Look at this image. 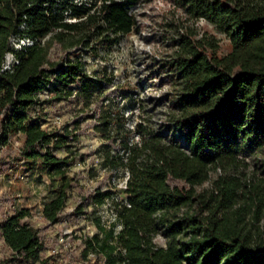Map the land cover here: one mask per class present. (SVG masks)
Wrapping results in <instances>:
<instances>
[{"label": "trees", "instance_id": "1", "mask_svg": "<svg viewBox=\"0 0 264 264\" xmlns=\"http://www.w3.org/2000/svg\"><path fill=\"white\" fill-rule=\"evenodd\" d=\"M138 1L0 0V147L22 136L14 159L49 177L47 224L61 221L81 186L70 174L77 125L43 128L44 107L73 94L89 103L104 90L106 80L90 74L75 50L130 33ZM175 2L187 19L211 22L231 47L220 53L213 35L183 24L162 62L170 89L161 131L138 124L139 138L129 141L124 113L97 112L96 129L108 146L121 138L123 151L108 150L103 165L125 168L128 178L121 198L103 182L82 195L75 214L110 200L121 229L93 217L97 230L81 237L80 255L90 264H264V0ZM112 127L116 134H108ZM213 172L211 185L197 190ZM28 215L1 212V239L12 254L0 264H47L44 253L55 251Z\"/></svg>", "mask_w": 264, "mask_h": 264}, {"label": "rangeland", "instance_id": "2", "mask_svg": "<svg viewBox=\"0 0 264 264\" xmlns=\"http://www.w3.org/2000/svg\"><path fill=\"white\" fill-rule=\"evenodd\" d=\"M130 11L137 21L130 33L120 36L112 44L97 41L90 51H84L82 47L75 50L82 57L90 74L106 80L104 90L96 94L89 103L73 94L68 99L44 107L48 114L41 119L43 128L50 130L69 124L71 129L77 125L78 132V140L73 144L74 159L70 164V174L79 178L81 188L74 189L61 213L59 223L50 225L43 219V206L49 196V177L37 169L25 166L24 159L13 157L22 147V136L13 135L8 146L0 147V214L2 211L10 212L21 208L29 211L26 220L40 228L48 239L50 248L55 247L54 252L48 249L43 255L44 258L50 256L47 264H90L83 262L80 244L84 234H93L97 230L92 221L95 216L100 217L107 226L114 223L116 232L121 229L110 200L102 205L85 206V215L75 214L82 195L95 190L102 182V187L111 191L115 198L125 195L127 170L110 169L103 165L104 155L108 150L123 153L119 147L121 138L117 139L116 146H108L103 132L95 127L97 112L102 110L115 113L118 109L124 113L123 126L129 131L126 137L129 141L139 138L136 129L138 124H144L150 130L161 131L168 110L170 89L168 73L162 69V62L175 51L176 40L185 26L183 24L196 28L200 34L207 32L213 35L219 41L220 53H226L231 47L229 39L211 22L187 19L184 8L176 4L175 0H139ZM60 53L67 54L64 51ZM74 58L72 55V59ZM12 61L13 56L9 54L6 64H11ZM70 88L76 89L77 85L73 84ZM39 95L44 100L48 97V92H40ZM108 132L116 134L115 127ZM167 136L170 137L169 133ZM57 153L60 156L67 154L65 150H58ZM216 176V172H213L209 180L197 185L196 189L209 187ZM104 179L106 180L103 181ZM11 254L0 235V260ZM14 264L23 263L16 261Z\"/></svg>", "mask_w": 264, "mask_h": 264}]
</instances>
